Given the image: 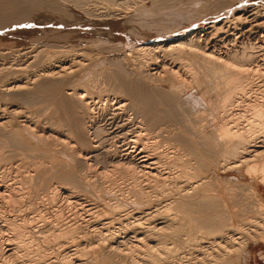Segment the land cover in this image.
Here are the masks:
<instances>
[{"label": "bare ground", "instance_id": "6f19581e", "mask_svg": "<svg viewBox=\"0 0 264 264\" xmlns=\"http://www.w3.org/2000/svg\"><path fill=\"white\" fill-rule=\"evenodd\" d=\"M85 1L0 0V45ZM35 40L17 53L38 58ZM87 56L0 84L43 105H0V264H248L264 243V4L136 45L126 67ZM219 168L243 169L256 199L231 204Z\"/></svg>", "mask_w": 264, "mask_h": 264}, {"label": "rangeland", "instance_id": "374dc122", "mask_svg": "<svg viewBox=\"0 0 264 264\" xmlns=\"http://www.w3.org/2000/svg\"><path fill=\"white\" fill-rule=\"evenodd\" d=\"M155 1L128 0L129 3L127 4L118 5L116 3L117 5H114L106 0H86L84 3L85 6H83L84 8L73 7L68 10L70 13L72 12V16H69L67 11V13L62 12L64 16L59 13L58 15L53 14V17L50 15L49 17L51 19L41 18L44 22L39 21L40 23L34 24V28H39L41 33H37L36 30H30L29 35V32L27 31L28 34L26 32L25 34L28 36L21 34L22 37L24 36L23 38H21L20 35L18 36H20L21 39L18 36L16 37L21 41L19 39H13L17 43L19 41L18 45L15 41H8L7 45L11 48L9 49L8 47H2V49H0V72L2 71V75L0 73V84L3 81L13 80L14 77L21 73L28 74L32 71L40 70L49 59H58L60 57L69 58L71 54L75 52H81V50L82 53L90 55L87 57L94 59L92 65L95 66L94 70L96 72L100 66H102L101 68H106L107 70L112 71L116 68L117 64L115 62L121 60L122 62L118 63H121L126 67L127 63L126 61H123L126 60L124 58L126 52L128 53V51L136 45L152 44L156 41L171 42L183 40L185 38L191 37V35L195 32L198 33L204 30V28H207L213 23H217L221 20L240 14L242 10H250L254 7L256 8L257 6L264 4V0H182L180 1L181 3L179 2V4L175 6L158 7L156 4L157 1ZM223 3L228 4L223 5ZM90 9L92 10L90 11ZM87 11L92 13V15ZM59 15L60 17L56 18ZM7 31L9 30L7 29ZM32 31H34V33ZM4 33L7 32L5 31ZM2 34L3 32L0 31V35ZM41 34H44V36ZM28 37L33 39V41L35 39L38 41L42 40V44L36 45L37 53H39L38 58L32 57V55L35 53H23L25 50L22 51L23 54L17 53V50L21 45L34 43L33 41L29 40ZM38 37L42 38L39 39ZM46 38L50 40L48 41ZM26 40H29V42ZM36 40L35 43L38 42ZM12 42H15V45ZM1 45L3 46L4 44ZM7 45L5 44L4 46ZM26 50L29 51L28 49ZM83 50H86V52ZM12 65L16 66L17 68H13ZM96 72L92 73L91 76H97L98 73ZM102 78L104 80H101L102 86L109 87L110 84L107 82L104 76H102ZM111 86L113 85H110V87ZM113 88L115 91L116 88L114 86ZM16 93H19V97L15 95ZM20 93L21 91L18 90L15 92L0 93V105H31H26L23 100L19 99ZM188 94L189 93L186 92L185 95ZM15 96L18 98H15ZM34 104L35 102L28 107L37 111V109L39 110V108L43 106L38 102L36 106ZM44 115L45 118H47V115ZM217 175L220 177V188L223 192H225L227 200L231 204L236 205L237 208H243L248 205L251 200L256 199V196L250 192L251 190H249L251 185V177L243 169L230 168L228 170H224L219 168ZM255 188L264 198V185L258 184V186L256 185ZM248 191L252 195H249V193H247ZM248 199L249 201H247ZM251 250L252 254L248 260V264H264V243L259 242V244L252 246Z\"/></svg>", "mask_w": 264, "mask_h": 264}]
</instances>
